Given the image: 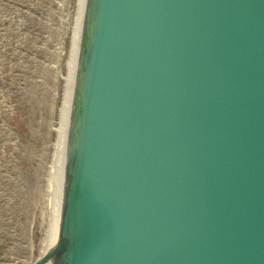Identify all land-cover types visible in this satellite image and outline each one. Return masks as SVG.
I'll use <instances>...</instances> for the list:
<instances>
[{
	"label": "water",
	"instance_id": "1",
	"mask_svg": "<svg viewBox=\"0 0 264 264\" xmlns=\"http://www.w3.org/2000/svg\"><path fill=\"white\" fill-rule=\"evenodd\" d=\"M47 263L264 264V0H85Z\"/></svg>",
	"mask_w": 264,
	"mask_h": 264
},
{
	"label": "rangeland",
	"instance_id": "2",
	"mask_svg": "<svg viewBox=\"0 0 264 264\" xmlns=\"http://www.w3.org/2000/svg\"><path fill=\"white\" fill-rule=\"evenodd\" d=\"M80 2L0 0V264L50 251Z\"/></svg>",
	"mask_w": 264,
	"mask_h": 264
},
{
	"label": "bare ground",
	"instance_id": "3",
	"mask_svg": "<svg viewBox=\"0 0 264 264\" xmlns=\"http://www.w3.org/2000/svg\"><path fill=\"white\" fill-rule=\"evenodd\" d=\"M81 18L78 21V29H77V39L75 42V54H74V67L72 65V75L70 76L69 87L67 91V97L64 107V115H63V123L59 137V147H58V157H57V164H56V205H57V198H58V191H59V184H60V177H61V170L63 164V157H64V150H65V143H66V136H67V129H68V122L70 116V109H71V102H72V95H73V88H74V81H75V74H76V67L78 61V54H79V46H80V38H81V30H82V22H83V14H84V6L85 0H81ZM56 207V206H55ZM56 210V209H55ZM54 225V224H53ZM48 264V263H47Z\"/></svg>",
	"mask_w": 264,
	"mask_h": 264
}]
</instances>
